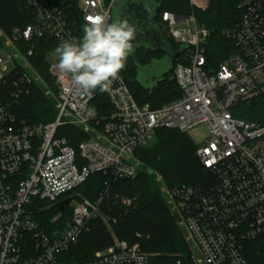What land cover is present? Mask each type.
<instances>
[{
    "label": "built area",
    "instance_id": "2783aa9c",
    "mask_svg": "<svg viewBox=\"0 0 264 264\" xmlns=\"http://www.w3.org/2000/svg\"><path fill=\"white\" fill-rule=\"evenodd\" d=\"M188 1L197 9L208 5V0ZM112 2L78 0L81 24L75 28L59 7L27 0L32 23L15 29L11 48H2L8 51L12 73L0 72L3 84L11 79L10 99H0V264H61L64 254L89 232L91 222L99 220L111 230L118 217L103 212L109 187L136 177V151L158 130L186 134L200 125L208 133L195 154L211 177L202 187L171 189L174 212L200 264H264V125L236 120L229 113L238 102L264 93V0H244L238 6L239 23L222 33L238 53L213 67L206 57L209 31L193 13L159 16L158 24L166 27L173 43L188 48L172 71L179 96L158 109L139 105L120 75L106 92H85L57 68L55 48L64 40L82 38L86 17L102 14L111 23ZM48 38L57 44L45 52L57 91V115L47 124L18 126L12 104L23 86L32 83L28 67L36 44ZM99 94L107 109L94 103ZM65 127L88 137L73 148ZM95 174L106 182L91 201L75 190ZM73 200L74 207L68 204ZM114 203L130 212L136 208L134 199L125 196L116 195ZM55 209L44 225L41 215ZM83 264L150 263L138 244L114 237L109 247Z\"/></svg>",
    "mask_w": 264,
    "mask_h": 264
},
{
    "label": "trees",
    "instance_id": "16d2710c",
    "mask_svg": "<svg viewBox=\"0 0 264 264\" xmlns=\"http://www.w3.org/2000/svg\"><path fill=\"white\" fill-rule=\"evenodd\" d=\"M44 1L62 9L75 28L81 24L77 10L78 0ZM103 1L106 5L111 2V0ZM154 1L161 4L155 23L158 24L159 16L163 12L180 16L193 13L198 23L209 31L206 48L209 66L213 67L228 56L238 53L233 41L224 37L222 33L233 29L239 23L242 12L238 6L244 0H208L204 10L191 7L188 0ZM32 21L33 12L28 7L27 0H0V33L6 37H11L15 29H23ZM55 46L57 44L49 38L35 46L36 55L33 64L46 85L32 78L31 84L23 86L21 95L11 108L18 126L47 124L54 121L57 115L59 107L57 91L45 63V52ZM182 55L184 53L175 59L173 68ZM162 57V53L139 50L134 57H128L125 68L119 74L139 105L148 104L151 109H158L179 96L175 81H169L173 76L172 72L164 76V80L159 82L151 93L135 81L137 75L135 63L146 66L152 60H160ZM10 82L11 79L5 84L0 82V99L3 102L10 99ZM94 103L97 106L100 104L102 110L103 106L106 109L108 107L103 94H99ZM229 113L236 120L264 125V93L252 100L238 102L230 108ZM64 130L68 144L76 148L78 142L83 140L79 139L80 131L72 127H65ZM195 150L196 147L185 134L167 129L158 130L153 141L135 153V164L138 167L136 177L115 181L109 187V197L103 212L118 217V223L112 227V233L118 240L138 244L141 250L149 255L150 264H167L175 260H180L183 264H193L190 260L185 231L178 227L179 221L166 205L160 187L165 186L169 189L181 186L202 187L208 183L211 176L200 165ZM140 167L143 169L141 170ZM156 176L160 177L161 182H156ZM105 182L103 176L95 174L75 191L93 201L101 194ZM116 195L134 199L135 210L126 211L115 204ZM55 213L56 209L41 215L44 225ZM64 216L69 219L71 213L66 211ZM112 242L111 233L104 224L99 220L93 221L89 232L81 235L77 244L64 254L63 261L65 264L87 263L91 261L94 252L106 249ZM248 256L252 259L251 253Z\"/></svg>",
    "mask_w": 264,
    "mask_h": 264
},
{
    "label": "clouds",
    "instance_id": "9594fccd",
    "mask_svg": "<svg viewBox=\"0 0 264 264\" xmlns=\"http://www.w3.org/2000/svg\"><path fill=\"white\" fill-rule=\"evenodd\" d=\"M85 19L82 38L64 40L55 48L57 68L70 75L77 88L103 93L119 78L128 57L134 54L138 29L127 19L110 23L102 14Z\"/></svg>",
    "mask_w": 264,
    "mask_h": 264
},
{
    "label": "water",
    "instance_id": "95a60500",
    "mask_svg": "<svg viewBox=\"0 0 264 264\" xmlns=\"http://www.w3.org/2000/svg\"><path fill=\"white\" fill-rule=\"evenodd\" d=\"M160 9L161 4L154 0H113L111 5V22L127 19L138 29L136 41L133 42L134 54L139 50H144L163 55L162 59L152 60L146 66L135 63L137 74L135 81L150 93L159 82L164 80V76L172 72L175 59L188 48L173 43L166 27L154 22ZM134 54L130 57H134ZM173 80L174 77L171 76L169 81Z\"/></svg>",
    "mask_w": 264,
    "mask_h": 264
},
{
    "label": "rangeland",
    "instance_id": "374dc122",
    "mask_svg": "<svg viewBox=\"0 0 264 264\" xmlns=\"http://www.w3.org/2000/svg\"><path fill=\"white\" fill-rule=\"evenodd\" d=\"M2 48H6V49H10L11 48L10 37H8V36L6 37L2 33H0V72L4 76H9L12 73V63L8 59V51L5 50V49H2ZM28 71H29V74L31 75L32 78H34L35 80L40 81L41 83L46 85L43 82V80L40 78L39 74L37 73V67L35 66V64H33V61L30 63V66L28 67ZM207 133L208 132H207L206 126L200 125V126L195 127L194 129L190 130L189 132H187L185 134V136H187L191 140V142L194 144V146L197 147L198 145L201 144V142L207 136ZM79 136H80L79 139H84V138L88 137V135L84 131H80V135ZM132 163H134V162H132ZM140 169L142 170L143 168L140 167ZM137 173H138V167H137ZM156 182H161L159 176H156ZM160 188H161L160 191L162 193V197L164 198V201L166 202V205L171 210V212H173L175 214L173 204L170 201L169 196H168V193L171 191V189H169V188H167L165 186H161ZM79 194L82 196L81 193H79ZM68 204H70L72 207H74L76 205V200H73V201H71ZM178 221H179V219H178ZM178 223H179L178 227L184 232V229H183L181 223L180 222H178ZM104 226L111 233V236H112V239H113L115 236H114V234L111 231L112 229L110 230L108 228V226L105 225V224H104ZM184 234H185V232H184ZM185 237H186L187 245L189 247L190 260L192 261L193 264H200V262L198 261L197 253L195 251L194 246L192 245L190 240L187 238L186 234H185ZM61 264H65V262L62 260Z\"/></svg>",
    "mask_w": 264,
    "mask_h": 264
}]
</instances>
